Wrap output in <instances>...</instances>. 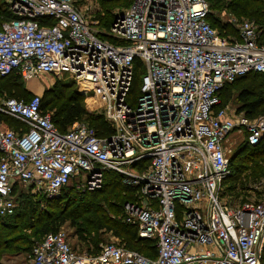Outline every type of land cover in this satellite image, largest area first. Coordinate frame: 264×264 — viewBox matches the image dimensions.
Here are the masks:
<instances>
[{
  "label": "built area",
  "instance_id": "1",
  "mask_svg": "<svg viewBox=\"0 0 264 264\" xmlns=\"http://www.w3.org/2000/svg\"><path fill=\"white\" fill-rule=\"evenodd\" d=\"M2 1L0 78L68 73L113 132L98 137L76 122L60 133L39 95L6 98L0 114L22 127L0 124V216L14 212L15 185L53 198L70 185L100 189L110 171L137 188L125 222L156 249L154 258L120 244L89 254L57 232L33 247L31 264H262L264 196L230 206L222 191L232 174L226 144L239 134L240 144L258 145L264 115L219 108L218 93L264 73V27L242 20L222 38L206 21V0H131L101 33L89 20L98 0Z\"/></svg>",
  "mask_w": 264,
  "mask_h": 264
},
{
  "label": "trees",
  "instance_id": "2",
  "mask_svg": "<svg viewBox=\"0 0 264 264\" xmlns=\"http://www.w3.org/2000/svg\"><path fill=\"white\" fill-rule=\"evenodd\" d=\"M121 1L98 0V6L100 10L108 12V9L116 8L113 3H121ZM128 1L130 3V0H125L126 6ZM206 1L211 3L212 9L224 5L228 12L237 19L244 18L245 20L253 21L258 26L264 27V0ZM1 14L4 18H9L2 11L0 12ZM110 19H107L108 21L106 22L108 26L112 22ZM210 19L209 10L206 21L222 38H227L229 35H237L238 32L235 27L220 22H216L213 25ZM139 66L140 64L136 63V68ZM137 75H140V71L135 74V79L138 77ZM20 79V76L15 73L0 78V93L7 94L8 98L28 101L32 95L26 98L28 92L18 84ZM55 80L53 85L45 90L44 95L41 97L40 108L43 112L51 114V120L60 133H65L73 123L82 121L84 118L88 121L87 126L93 129L98 137H106L113 132L112 127L104 120L102 115L94 116L86 112L82 104L83 97L78 93L72 82L65 83L64 81ZM139 83L133 85L134 92L138 90ZM237 83H239L236 96L239 104L237 112L244 113L250 119L264 115V73H250L236 79L233 83L224 85L218 93L219 102L221 99L218 107L223 108L226 106L232 98V90ZM3 123L8 124L9 127L7 128L13 130L22 127L20 122L0 114V124L3 126ZM230 163L232 174L224 182L225 185L222 191V198L227 204L233 206L234 203L239 205L245 202L246 200L240 202H234L233 200L237 201L240 196L246 197L245 191L253 184H257L260 187V190L254 192L255 195L264 196V137L258 145L253 147L246 142L241 143L232 155ZM108 173L113 177H110L105 182ZM123 179L127 180L123 175L110 171L104 172L100 189L83 193L82 191L77 192L73 186H67L59 196L53 198H47L43 195H32L30 190H26L27 195L35 196L38 200L35 203L27 201L23 218L35 213L36 208L40 204H45L48 208H58V210L50 215L47 214L44 220L42 219L45 215L44 213H38L35 217H30V220H34L32 221L33 225L26 229L33 228L35 232L29 237L28 241L21 237H13L12 233L17 230L10 225L9 221L3 220L18 218L19 216L15 215V210L11 215L0 216V251L13 249L12 245L17 242L31 244L33 241L30 238L34 239L36 235L41 238V241L45 235L68 223V226L74 230L72 238H75L77 242L75 247L73 245L72 247L76 250L77 246L78 252L98 253L100 244L104 242L103 236L109 233L125 248L139 252L146 257L154 258L156 255L155 241L140 239L136 228L125 222L126 211L124 205L136 202L137 188L132 184L123 183ZM16 188L15 185L12 192L17 191ZM18 190L22 192L20 189ZM67 192L72 193L67 195ZM20 194L24 196L23 192ZM228 196L230 201L225 198ZM60 201L63 202L61 207L58 203ZM36 226L38 228H35ZM262 264H264V251Z\"/></svg>",
  "mask_w": 264,
  "mask_h": 264
},
{
  "label": "rangeland",
  "instance_id": "3",
  "mask_svg": "<svg viewBox=\"0 0 264 264\" xmlns=\"http://www.w3.org/2000/svg\"><path fill=\"white\" fill-rule=\"evenodd\" d=\"M223 1H230V0H223ZM131 2V0H130ZM97 3L94 0H89L86 2H80V6L82 8L88 7L89 5H92V7H97L96 5ZM114 6L116 8L114 9H108V12H105L104 10H100L98 12H94V13H89V20H91L94 25H95V30L99 31L101 33H104V31H107L108 25H107V21L110 19V21L113 19L114 14L116 12L120 13L122 12V10H124L125 8L128 7V5H130L129 1H128V5H125V0H122L121 3H113ZM211 3L208 2L209 5V10H210V16H211V23L213 25L216 24V22H220V23H226L228 24V26H232V27H237V25L242 22V20H245L244 18H240L237 19L236 17H231L227 8L223 6L220 7H216V8H211L210 6ZM3 1L0 0V10L3 9ZM109 17V18H107ZM108 19V20H107ZM226 36V35H224ZM234 37V35H229L227 36V38H232ZM142 72H140V75H137L138 77L135 79L134 81V85H137L141 79L142 76ZM258 79V78H257ZM56 80H54L53 77L51 76H44V77H33L30 79H20L18 81V84L25 89L28 92V95H26V98L30 95H39L40 97H42L44 95L45 90H47L48 88H50L53 83ZM57 81H61V82H65V83H69L72 82L74 84V87L76 88V90L78 91V93L83 97V106L86 110V112L89 115H102V110L100 109V107L97 104H93L91 96L90 95H86L84 96L83 94L80 93V88L73 82L72 77L70 74L66 73L63 74L59 79H57ZM242 83V82H240ZM239 83L235 84L233 90H232V98L229 100V102L226 104V108H228L229 110L234 109L237 111V108L239 106L237 100H236V96H237V88H239ZM6 98H8L7 94L5 93H0V103L2 101H4ZM221 102V99H220ZM79 123H83L88 125V121L86 120V118L82 119V121H79ZM3 127L7 128L9 127L8 124L3 123ZM242 138L239 137V134L235 136V138H233V142L231 141L229 144H226V148H227V153L226 156L227 158L231 159L232 155L234 154L236 148L238 147V145L240 144ZM234 143H236L234 145ZM110 177H113L111 174L108 173V177L106 179L105 182H107L109 180ZM112 179V178H111ZM110 179V180H111ZM264 181V180H263ZM123 183L127 184V180L123 179L122 180ZM103 183V182H102ZM225 185V184H224ZM73 186V185H70ZM17 191H13L12 194L10 195V198L13 201L14 204V210H15V215L19 216L18 218H15L14 220H9V219H3L5 221H9L10 225L14 226V229H16L17 231L12 233L13 237H21L24 238L25 240L28 241L29 237L32 236V234H34L35 229L30 228V229H26L28 227H31L33 225L34 220H30V217H35L36 215H38V213H44V217L42 218L43 220L47 217L46 215H50L51 213H55L57 212L58 208H48L45 206V204H40L37 208H36V212L33 214H29L27 216H25V218H23V215H25V209L24 207L26 206L27 201L33 202L35 203L37 199V197L35 196H30L26 194V188L21 189V191L23 192L24 196H21L19 192L18 188H16ZM76 190V189H75ZM260 190V187L257 184H253L250 186V188H247V191H245L246 197L240 196L238 198L237 201L233 200L234 202H240L242 200H246L245 202H254L259 200V196L255 195V191ZM77 192H86L85 190H76ZM72 192H67V195H71ZM32 195H37L40 196L41 194L39 193H34L31 191ZM126 195V194H125ZM124 196V194H123ZM135 196V194H134ZM136 197V196H135ZM227 200L229 199L230 201V197H225ZM137 199V197H136ZM59 206L61 207L63 202L60 201L58 202ZM238 204L234 203L233 206H237ZM59 207V208H60ZM125 207V205H124ZM35 228H38V226H36ZM57 232H61L64 233L69 240V243L71 245H73V247H75L76 245V240L75 238H72V233L74 232L73 229H71L68 226V223L65 224L64 226H61L60 228L56 229L54 232H50L51 233H57ZM104 238V242H102L100 245H106V244H119L118 240L113 238L111 236V234L107 233L103 236ZM33 242H31V244H23L21 242H17L16 244L14 243V245H12V247H14L13 249H8V250H2L0 251L1 254V258H0V263L2 264H31L32 262V249L33 247L40 241V237L38 235L35 236V238H30ZM76 248L78 249V247L76 246ZM76 249V250H77ZM78 251V250H77Z\"/></svg>",
  "mask_w": 264,
  "mask_h": 264
},
{
  "label": "crops",
  "instance_id": "4",
  "mask_svg": "<svg viewBox=\"0 0 264 264\" xmlns=\"http://www.w3.org/2000/svg\"><path fill=\"white\" fill-rule=\"evenodd\" d=\"M38 78V77H37ZM55 80V79H54Z\"/></svg>",
  "mask_w": 264,
  "mask_h": 264
}]
</instances>
